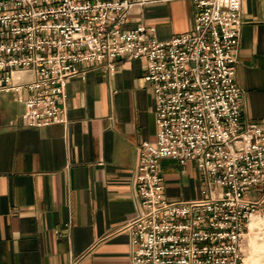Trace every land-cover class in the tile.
I'll use <instances>...</instances> for the list:
<instances>
[{
	"label": "built area",
	"instance_id": "built-area-1",
	"mask_svg": "<svg viewBox=\"0 0 264 264\" xmlns=\"http://www.w3.org/2000/svg\"><path fill=\"white\" fill-rule=\"evenodd\" d=\"M170 1L0 0V89L19 92L25 125L63 123L67 84L87 64L110 75L117 59L144 58L157 133L134 174L130 264H248L247 230L264 214V119L242 117L243 0H192V28L166 40L154 26H126L134 8ZM164 158L194 160L203 195L169 199Z\"/></svg>",
	"mask_w": 264,
	"mask_h": 264
},
{
	"label": "crops",
	"instance_id": "crops-1",
	"mask_svg": "<svg viewBox=\"0 0 264 264\" xmlns=\"http://www.w3.org/2000/svg\"><path fill=\"white\" fill-rule=\"evenodd\" d=\"M192 0L136 7L127 27L154 26L159 40L189 31ZM236 81L242 117L264 119V0H243ZM108 75L87 64L67 84L66 121L27 126L15 89H0V264H130L125 227L137 209L134 174L157 133L144 58L117 59ZM15 81L32 73H16ZM171 200L201 197L197 163L161 160ZM254 196L261 194L252 190ZM264 211V203H263Z\"/></svg>",
	"mask_w": 264,
	"mask_h": 264
},
{
	"label": "rangeland",
	"instance_id": "rangeland-1",
	"mask_svg": "<svg viewBox=\"0 0 264 264\" xmlns=\"http://www.w3.org/2000/svg\"><path fill=\"white\" fill-rule=\"evenodd\" d=\"M259 215V214H256ZM264 218V214L259 215ZM247 256L248 264H251L255 259L254 264H264V226L250 227L247 230L246 235Z\"/></svg>",
	"mask_w": 264,
	"mask_h": 264
},
{
	"label": "bare ground",
	"instance_id": "bare-ground-1",
	"mask_svg": "<svg viewBox=\"0 0 264 264\" xmlns=\"http://www.w3.org/2000/svg\"><path fill=\"white\" fill-rule=\"evenodd\" d=\"M264 226V218H261L259 215H254L250 221V227L254 228L255 226ZM255 263V259L252 260L251 264Z\"/></svg>",
	"mask_w": 264,
	"mask_h": 264
}]
</instances>
